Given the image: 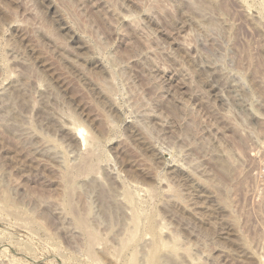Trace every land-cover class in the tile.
Listing matches in <instances>:
<instances>
[{
    "label": "rangeland",
    "instance_id": "obj_1",
    "mask_svg": "<svg viewBox=\"0 0 264 264\" xmlns=\"http://www.w3.org/2000/svg\"><path fill=\"white\" fill-rule=\"evenodd\" d=\"M0 264H264V0H0Z\"/></svg>",
    "mask_w": 264,
    "mask_h": 264
},
{
    "label": "bare ground",
    "instance_id": "obj_2",
    "mask_svg": "<svg viewBox=\"0 0 264 264\" xmlns=\"http://www.w3.org/2000/svg\"><path fill=\"white\" fill-rule=\"evenodd\" d=\"M79 133H80V131H79ZM79 136V135H78Z\"/></svg>",
    "mask_w": 264,
    "mask_h": 264
}]
</instances>
